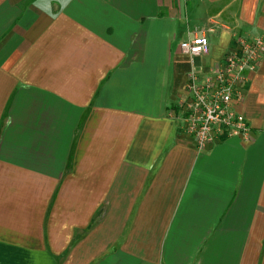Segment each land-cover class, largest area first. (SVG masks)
Instances as JSON below:
<instances>
[{"label": "crops", "instance_id": "crops-1", "mask_svg": "<svg viewBox=\"0 0 264 264\" xmlns=\"http://www.w3.org/2000/svg\"><path fill=\"white\" fill-rule=\"evenodd\" d=\"M239 35L264 0H0V264H264V55L251 140L174 115Z\"/></svg>", "mask_w": 264, "mask_h": 264}, {"label": "built area", "instance_id": "built-area-1", "mask_svg": "<svg viewBox=\"0 0 264 264\" xmlns=\"http://www.w3.org/2000/svg\"><path fill=\"white\" fill-rule=\"evenodd\" d=\"M208 32L195 30L180 43L182 52L198 57L209 55ZM263 55L262 37L239 35L209 72L190 71L185 97L174 115L181 119L184 131L194 138L198 150H207L226 138L252 139L250 125L234 104L247 86L248 74L260 66Z\"/></svg>", "mask_w": 264, "mask_h": 264}]
</instances>
